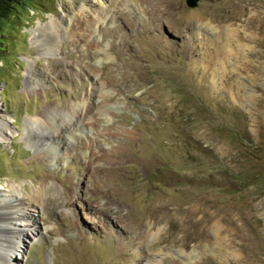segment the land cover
<instances>
[{
	"label": "rangeland",
	"instance_id": "rangeland-1",
	"mask_svg": "<svg viewBox=\"0 0 264 264\" xmlns=\"http://www.w3.org/2000/svg\"><path fill=\"white\" fill-rule=\"evenodd\" d=\"M34 5L0 61L15 264H264V0Z\"/></svg>",
	"mask_w": 264,
	"mask_h": 264
},
{
	"label": "bare ground",
	"instance_id": "bare-ground-1",
	"mask_svg": "<svg viewBox=\"0 0 264 264\" xmlns=\"http://www.w3.org/2000/svg\"><path fill=\"white\" fill-rule=\"evenodd\" d=\"M95 2H99L100 0H92ZM164 2V1H163ZM52 24V23H51ZM51 31L50 34L54 33V30L52 27L49 28ZM34 37V36H33ZM28 67L26 69L27 75H31L30 71V66L27 64ZM57 116L56 112H52L48 120L49 121V126L46 125L45 120L41 119H34L29 122V125L31 127L35 124H43L46 127H51V129L55 131V126H54V118ZM71 119L68 117L65 122L67 124L69 123ZM42 122V123H41ZM29 132L28 127L24 128V134ZM12 130L6 125V120L0 119V141H4L9 138L11 135ZM69 140H72L69 139ZM20 194V190L18 187L13 188L12 190L8 189L4 192L0 193V217H2V220H0V264H15L12 256V247H20V244L23 243V239L27 238L28 235H26L28 232L26 229V225L28 224L29 226L31 225L33 230H36L35 226V221L32 218V214H30L27 210L33 209L34 210V204L36 203L33 198L29 199V203L27 202V208L26 207H18L15 208L16 204L18 205L22 203L21 199L18 198ZM12 200V201H11ZM15 200L18 201L15 203ZM12 203V204H11ZM5 204H8V207H5ZM27 220V224L24 222ZM12 231V232H11ZM13 233L17 234V240H13ZM35 233V232H34ZM11 237V238H10Z\"/></svg>",
	"mask_w": 264,
	"mask_h": 264
},
{
	"label": "trees",
	"instance_id": "trees-1",
	"mask_svg": "<svg viewBox=\"0 0 264 264\" xmlns=\"http://www.w3.org/2000/svg\"><path fill=\"white\" fill-rule=\"evenodd\" d=\"M41 0H0V61L5 58L7 50L2 47V37L6 35V24L14 22L18 17L19 11L39 5Z\"/></svg>",
	"mask_w": 264,
	"mask_h": 264
},
{
	"label": "water",
	"instance_id": "water-1",
	"mask_svg": "<svg viewBox=\"0 0 264 264\" xmlns=\"http://www.w3.org/2000/svg\"><path fill=\"white\" fill-rule=\"evenodd\" d=\"M199 0H186L188 6H195Z\"/></svg>",
	"mask_w": 264,
	"mask_h": 264
}]
</instances>
